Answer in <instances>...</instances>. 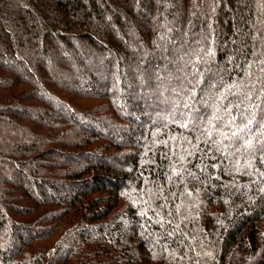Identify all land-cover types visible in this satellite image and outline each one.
<instances>
[{
	"label": "trees",
	"instance_id": "obj_1",
	"mask_svg": "<svg viewBox=\"0 0 264 264\" xmlns=\"http://www.w3.org/2000/svg\"><path fill=\"white\" fill-rule=\"evenodd\" d=\"M0 264H264V0H0Z\"/></svg>",
	"mask_w": 264,
	"mask_h": 264
}]
</instances>
